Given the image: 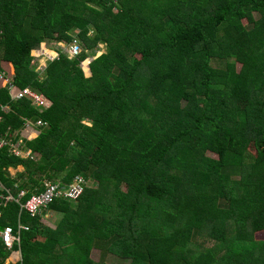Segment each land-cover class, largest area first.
<instances>
[{
    "label": "trees",
    "instance_id": "1",
    "mask_svg": "<svg viewBox=\"0 0 264 264\" xmlns=\"http://www.w3.org/2000/svg\"><path fill=\"white\" fill-rule=\"evenodd\" d=\"M75 37L80 57L57 49L37 72L34 50ZM0 70L53 102L0 84V136L24 131L38 157L2 150L4 187L25 203L87 181L35 218L10 204L0 229L29 231L8 251L0 238V264H264V0H0Z\"/></svg>",
    "mask_w": 264,
    "mask_h": 264
},
{
    "label": "built area",
    "instance_id": "2",
    "mask_svg": "<svg viewBox=\"0 0 264 264\" xmlns=\"http://www.w3.org/2000/svg\"><path fill=\"white\" fill-rule=\"evenodd\" d=\"M59 46L63 51H66L71 58L80 57L84 51L85 46L83 41L79 37H75L71 43L59 42ZM45 49L49 50L50 46L41 48L35 52V60L33 65L41 64V58L47 57V60H54L59 57L60 52L56 51L57 56L52 57L48 56L45 52ZM43 60V59H42ZM5 71L0 70V84L7 86L16 102L28 100L32 103V106L38 108L41 112L44 109H49L53 106V102L50 99H47L43 94L36 92L34 89L28 87L24 89H18L15 86V83L10 79ZM8 113V107H0V127L3 124V114ZM25 121V130L26 131H40L48 127L46 123L42 121ZM24 138L20 137V133H14L13 135L4 134L0 136V152L4 149H9V153L14 157H19L24 160L30 159L31 161L35 160L34 154L25 148ZM87 186V181L83 177H78L76 182L70 186H54L50 182L45 184V190L41 194L32 195L25 203H22L23 199L26 197L25 192H21L17 198L13 196L10 189H6L2 182L0 181V220L4 216V209L15 203L20 206L21 212H25L31 218L38 217L44 212L48 211L55 199L62 198L65 201L69 202H78L85 194V187ZM22 231H29V227L23 224L19 225V230L14 231L12 227H6L3 231L0 232V237L2 238L4 244L9 249H12L14 245L20 244V235Z\"/></svg>",
    "mask_w": 264,
    "mask_h": 264
},
{
    "label": "rangeland",
    "instance_id": "3",
    "mask_svg": "<svg viewBox=\"0 0 264 264\" xmlns=\"http://www.w3.org/2000/svg\"><path fill=\"white\" fill-rule=\"evenodd\" d=\"M244 24H245V25H248L247 21H244ZM77 33H78L77 30L74 31V34H75V35H77ZM48 45H50V44H48ZM45 46H47V45H46V44H44V45L42 44V47H41V48L43 49V48H45ZM52 46H54V45H51L50 48H55V49H60V48H61V47L59 46V43L57 44V46H54V47H52ZM105 49H106V48H105L104 46H102V51H103V52H105ZM101 53H102V52H101ZM35 54L38 55L37 52H34V53H33L34 56H35ZM56 56H57V55H56ZM99 56H101L100 53H99ZM54 57H55V56H54ZM42 59H43V60H42ZM44 59H45V60H44ZM49 62H50V61L47 60V57H42V58H41V64L39 65V67H38V65H33V66L35 67V69L37 70V72L41 73V75H44L45 70H46V68H47V66H48V64H49ZM212 65H213V67H215V68H219V67L222 68V67H224V64H222V63H221V64H218V63H216V62H214V61H213ZM88 66H89V65H87V67H88ZM239 68H240V67H239ZM86 74L89 76L90 73L86 72ZM24 133H25V132L23 131L22 134H21V137H22V138H25V136H26ZM25 139H26V138H25ZM251 150H254V149L251 148ZM209 155H210V156H213V157H215V158H217V156L214 155V154L209 153ZM33 156L35 157V161H32V162H36V161H38V160H37L38 157H37L36 155H33ZM23 171H24V169L19 168V169L16 170V171H12V174H13V176L15 177V174H17L18 172H19V173H22ZM46 183H48V182H45V184H46ZM89 187H92V188H93V187H95V186H93V185L90 184ZM125 188H126V187H125ZM50 215H52V214H50ZM52 219H53L52 217L48 218L49 221H51ZM55 219H56V218L54 217V220H55ZM257 236H258L259 239L264 238V231L259 232ZM102 254H103V253H102V251H101L100 249L95 248V249H94V252H93V258H94V260L97 261V262H100V261H101V258H102ZM11 255L13 256V258H15V259H14L15 262H17V259L20 258L19 253H17V255H16L15 253H14V254H11ZM11 255H10V256H11ZM106 260H107V263H110V264H114L115 261H116L115 264H120V261H118L119 259L116 258V257L113 256V255H108L107 258H106ZM14 261H13V262H14Z\"/></svg>",
    "mask_w": 264,
    "mask_h": 264
},
{
    "label": "crops",
    "instance_id": "4",
    "mask_svg": "<svg viewBox=\"0 0 264 264\" xmlns=\"http://www.w3.org/2000/svg\"><path fill=\"white\" fill-rule=\"evenodd\" d=\"M63 43H64V42H63ZM44 44H46L47 46H51V45L57 46V43H56V44H50V45H48L46 42H44L43 45H44ZM47 46H45V47H47ZM54 46H52V47H54ZM49 50H50V51H51V50L55 51V50L52 49V48H50ZM35 51H37V50H34V51L32 52V54H33ZM102 54H103V52L100 53V55H102ZM20 168H21V167H20ZM22 169H23V168H22ZM12 171H16V170H12V169L9 170L11 176L14 177L13 174H12ZM15 175H16V174H15ZM6 189H7V188H6ZM8 206H9V205H8ZM8 206H7V207H8ZM7 207H6L5 209H7ZM5 209H4V212H5ZM50 214H52V215H50ZM3 217H4V216H3ZM50 217L53 218L51 221L48 220V218H50ZM54 217L56 218L55 220H54ZM19 218H20V216H19ZM17 219H18V217H17ZM60 219H61V215H59L58 213H55V212H48V213L44 214V216H43V218H42V222H43L44 224L48 225L49 227L55 228V227H56V223H57ZM20 224H23V223H21V220L19 219V222H18V230H19V225H20ZM23 225H25V224H23ZM26 226H27V225H26ZM18 230H17V231H18ZM1 231H2V230L0 229V232H1ZM0 238H1V237H0ZM3 243H4V242H3ZM19 245H20V244H19ZM5 247H6V246H5ZM6 248H7V251H8V247H6ZM14 253H15L16 255H17V253H19V255H20V258L17 259V262L14 261L15 258H13L12 255H11L9 258H8V255H7L5 264H16V263H18L19 261H21V252H20V251H13L12 254H14ZM13 261H14V262H13Z\"/></svg>",
    "mask_w": 264,
    "mask_h": 264
}]
</instances>
